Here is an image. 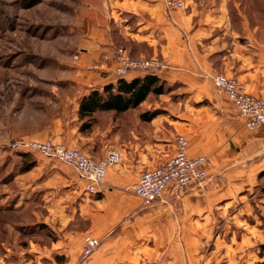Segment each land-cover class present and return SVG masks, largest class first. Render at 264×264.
<instances>
[{
  "label": "crops",
  "instance_id": "0c3cea01",
  "mask_svg": "<svg viewBox=\"0 0 264 264\" xmlns=\"http://www.w3.org/2000/svg\"><path fill=\"white\" fill-rule=\"evenodd\" d=\"M89 1L77 46L85 86L77 112L84 96L116 83V63L104 56L113 58L117 49L135 59H159V78L178 88L150 95L138 109L103 116L109 141L100 151L76 131L66 132L95 159L112 148L122 154L101 194L87 193V182L63 164L38 165L32 184L42 200L37 210L58 239L34 250V260L78 264L90 235L102 245L82 264H201L202 246L228 215L244 233L224 242L223 257L231 264L263 263L264 225L239 224L237 216L253 211L249 196L264 171V125L248 129L213 78L234 79L243 92L264 97V0H185L182 10L167 9L163 0ZM151 110L158 115L144 122L141 115ZM179 136L191 141V157L210 158V179L181 197L171 187L165 202L146 207L131 187L175 154Z\"/></svg>",
  "mask_w": 264,
  "mask_h": 264
},
{
  "label": "rangeland",
  "instance_id": "374dc122",
  "mask_svg": "<svg viewBox=\"0 0 264 264\" xmlns=\"http://www.w3.org/2000/svg\"><path fill=\"white\" fill-rule=\"evenodd\" d=\"M89 3L0 0V264H37L33 255L38 247H48L58 239L41 226L43 218L37 206L42 200L32 186L40 174L36 172L38 165L52 160L12 150L5 143L23 138L52 141L85 153L76 138L66 135L69 130L83 137L93 151H100L109 141L104 126L97 123L82 133L76 111L85 87L77 46L89 19ZM169 86L166 94L178 88ZM173 96L178 99V95ZM33 162L36 167L23 173L22 168ZM262 182L257 179L249 196L253 211L237 216V223L242 219L249 225H264V212L258 207L264 206V198L257 189ZM227 217L218 221L214 237L202 246L201 264H231L223 257L227 249L224 242L233 234L240 239L244 230L234 221L230 224Z\"/></svg>",
  "mask_w": 264,
  "mask_h": 264
},
{
  "label": "built area",
  "instance_id": "2783aa9c",
  "mask_svg": "<svg viewBox=\"0 0 264 264\" xmlns=\"http://www.w3.org/2000/svg\"><path fill=\"white\" fill-rule=\"evenodd\" d=\"M169 10L185 8V0H163ZM105 61L113 59L116 63L115 77L128 78L131 73L139 75L157 74L163 63L155 58L135 59L124 49H117L113 58L104 56ZM216 87L222 90L233 104L237 116L244 120L245 126L256 130L264 125V97H257L242 91L240 84L234 79L217 75L213 78ZM175 154L156 168L141 173L139 180L131 187V192L151 207L162 203L169 188H173L175 196L187 194L192 187L203 188L209 180L210 158L199 156L193 158L189 151L191 141L185 136L177 138ZM12 150L38 153L60 162L74 170L81 180L87 182L86 192L99 195L107 184L109 171L121 164L122 154L116 149H109L104 158L95 159L80 150L68 148L52 141L28 139H12L5 143ZM102 245V240L87 235L78 264L88 260Z\"/></svg>",
  "mask_w": 264,
  "mask_h": 264
},
{
  "label": "trees",
  "instance_id": "16d2710c",
  "mask_svg": "<svg viewBox=\"0 0 264 264\" xmlns=\"http://www.w3.org/2000/svg\"><path fill=\"white\" fill-rule=\"evenodd\" d=\"M170 86L157 74L140 75L132 80L118 78L116 83L106 85L103 90H93L84 96L79 104L78 117L82 122L80 131L82 133L91 130L97 123L102 126L103 116L108 113L120 115L129 110L138 109L150 95L161 96L169 92ZM158 110L146 111L141 115L144 122H150L158 115ZM25 153V152H22ZM36 167L35 162L22 168L23 173H28ZM259 180L262 184L257 186L260 195L264 198V171L260 173ZM41 222V221H40ZM44 222L43 228L49 229L52 236L56 234ZM53 240L52 242H55ZM262 252L264 245L260 246ZM58 258V256H56ZM260 264H264L260 263Z\"/></svg>",
  "mask_w": 264,
  "mask_h": 264
}]
</instances>
